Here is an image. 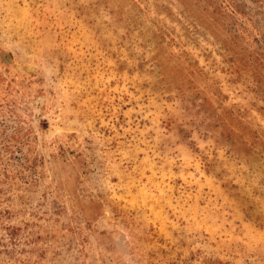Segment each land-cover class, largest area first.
I'll return each mask as SVG.
<instances>
[{"label":"rangeland","instance_id":"rangeland-1","mask_svg":"<svg viewBox=\"0 0 264 264\" xmlns=\"http://www.w3.org/2000/svg\"><path fill=\"white\" fill-rule=\"evenodd\" d=\"M0 264H264V0H0Z\"/></svg>","mask_w":264,"mask_h":264}]
</instances>
